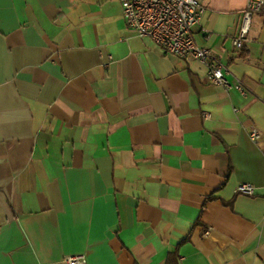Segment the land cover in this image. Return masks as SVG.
<instances>
[{
	"label": "crops",
	"instance_id": "obj_1",
	"mask_svg": "<svg viewBox=\"0 0 264 264\" xmlns=\"http://www.w3.org/2000/svg\"><path fill=\"white\" fill-rule=\"evenodd\" d=\"M198 1L228 88L119 0H0V264H264V0L240 49L247 0Z\"/></svg>",
	"mask_w": 264,
	"mask_h": 264
},
{
	"label": "built area",
	"instance_id": "obj_2",
	"mask_svg": "<svg viewBox=\"0 0 264 264\" xmlns=\"http://www.w3.org/2000/svg\"><path fill=\"white\" fill-rule=\"evenodd\" d=\"M125 26L134 31L140 38H148L163 49L165 53L182 59H197L201 61L207 71V79L213 85L226 88L231 84L225 78L226 68L208 50L197 46L194 42L192 29L201 21L204 11L198 0H119ZM262 0H247L245 9L240 13V20L236 34L232 38V45L240 49L248 35L252 15L261 9ZM233 87L241 94L245 88L239 80H235ZM252 139L258 137L256 130L250 132ZM236 192L252 195L253 187L247 183H240ZM204 235H207L205 230ZM64 264H84L83 254L65 255Z\"/></svg>",
	"mask_w": 264,
	"mask_h": 264
}]
</instances>
